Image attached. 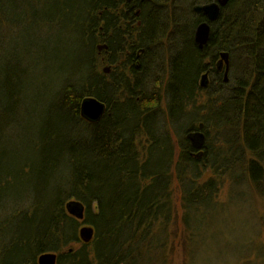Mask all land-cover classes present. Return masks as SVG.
<instances>
[{
  "label": "trees",
  "instance_id": "1",
  "mask_svg": "<svg viewBox=\"0 0 264 264\" xmlns=\"http://www.w3.org/2000/svg\"><path fill=\"white\" fill-rule=\"evenodd\" d=\"M197 1L0 0V226L26 233L0 264H170L202 196L264 172V0H229L203 49ZM54 43L69 66L48 77Z\"/></svg>",
  "mask_w": 264,
  "mask_h": 264
},
{
  "label": "rangeland",
  "instance_id": "2",
  "mask_svg": "<svg viewBox=\"0 0 264 264\" xmlns=\"http://www.w3.org/2000/svg\"><path fill=\"white\" fill-rule=\"evenodd\" d=\"M205 1L198 0L196 3L203 5ZM184 8L189 12V3ZM60 35V32H54V36ZM52 46L54 68L48 77L56 76L61 66L68 65L66 62L59 64L58 61V55L63 49L56 43ZM77 65L78 61H75L71 66L73 68ZM225 165L229 168L230 164ZM241 167V163L234 165L230 172L232 180L226 179L215 198L211 195L201 197L199 214L197 218H191L193 236L189 237L187 243L188 236L177 239L175 252L169 253L170 264H264V172L257 168L252 170V175L256 176L255 183L248 180L247 172L240 170ZM206 174L208 176L210 171ZM174 198L178 202L179 222L183 227L181 218L184 211L180 206L178 190H175ZM176 216L173 217L172 228ZM4 228L5 225L0 226V252L4 255L5 263L17 259L12 253L22 250L20 238H25L26 233ZM81 246L82 243H79L74 248ZM21 255L23 258L26 256L24 252Z\"/></svg>",
  "mask_w": 264,
  "mask_h": 264
},
{
  "label": "water",
  "instance_id": "3",
  "mask_svg": "<svg viewBox=\"0 0 264 264\" xmlns=\"http://www.w3.org/2000/svg\"><path fill=\"white\" fill-rule=\"evenodd\" d=\"M229 3V0H218V2L206 3L203 5H196L194 10L201 12L205 15L206 20L200 22L195 31V42L200 49H203L210 40L212 23L220 19L223 12V7ZM106 45H100L99 49L102 50ZM220 69L225 70V81H229L230 71V54L229 52H222L220 55ZM110 67L105 68V72H109ZM207 74L204 75L203 86L206 85L205 79ZM82 114L89 121H98L106 111L105 103L97 98L89 97L82 102ZM69 212L75 215L78 219L83 220L85 217V209L77 204H69ZM95 237V228L92 225L84 224L80 228V239L85 244H89ZM58 254L54 252H46L38 257L39 264H57Z\"/></svg>",
  "mask_w": 264,
  "mask_h": 264
},
{
  "label": "flooded vegetation",
  "instance_id": "4",
  "mask_svg": "<svg viewBox=\"0 0 264 264\" xmlns=\"http://www.w3.org/2000/svg\"><path fill=\"white\" fill-rule=\"evenodd\" d=\"M126 1L131 2L132 0H126ZM211 2H218V0H206V1H205V3H211ZM204 18H205V17H204ZM219 65H220V61H219ZM110 72H111V68H110V70H109L108 73H110Z\"/></svg>",
  "mask_w": 264,
  "mask_h": 264
},
{
  "label": "bare ground",
  "instance_id": "5",
  "mask_svg": "<svg viewBox=\"0 0 264 264\" xmlns=\"http://www.w3.org/2000/svg\"><path fill=\"white\" fill-rule=\"evenodd\" d=\"M205 4H206V3H205ZM196 5H198V4H196ZM196 5H195V6H196ZM195 6H194V7H195ZM196 12H197V11H196ZM198 13H201V12H198ZM201 14L205 17V15H204L203 13H201ZM204 20H206V17H205ZM204 20H203V21H204ZM201 22H202V21H201ZM73 216H75V215H73ZM75 217H76V216H75ZM76 218H77V217H76ZM38 264H39V263H38Z\"/></svg>",
  "mask_w": 264,
  "mask_h": 264
}]
</instances>
